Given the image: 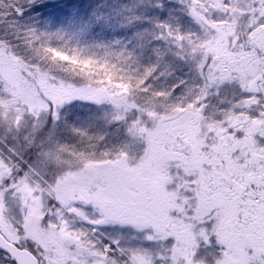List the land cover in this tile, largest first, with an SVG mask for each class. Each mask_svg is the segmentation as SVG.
Masks as SVG:
<instances>
[{
    "label": "snow or ice",
    "instance_id": "snow-or-ice-1",
    "mask_svg": "<svg viewBox=\"0 0 264 264\" xmlns=\"http://www.w3.org/2000/svg\"><path fill=\"white\" fill-rule=\"evenodd\" d=\"M33 3L0 0V264H264V0H180L197 27L159 23L153 63L90 53L139 82L127 96L32 58L69 41L22 21ZM78 99L106 131L69 125ZM62 128L101 163L45 164Z\"/></svg>",
    "mask_w": 264,
    "mask_h": 264
},
{
    "label": "trees",
    "instance_id": "trees-1",
    "mask_svg": "<svg viewBox=\"0 0 264 264\" xmlns=\"http://www.w3.org/2000/svg\"><path fill=\"white\" fill-rule=\"evenodd\" d=\"M66 1V2H65ZM100 2L98 4V11H108L109 3L113 0H95ZM116 6L120 10V16L122 19L114 24V27L107 25L105 21L102 23L97 21H90L92 29H89V36L95 38L97 41L95 46L89 47L88 50L74 49L72 48L73 42H67L65 45L57 47L41 46L32 53L33 58H38L43 65L45 63L51 66L56 63L55 73H75L77 75H83L95 82L102 84L113 83L114 87L121 86L124 92L130 94L139 89L140 84L134 80V77L130 75L125 69H123L119 63H104L103 61H97L94 59H88L90 53L95 52L100 56L104 55L106 49L121 50L125 49L132 52L138 61L141 63H153L157 59L156 49L163 48L166 45L156 44L153 42L156 30H158V24L164 22V20L170 19V24L176 25L181 21L183 13L175 9V5L163 1V0H114ZM43 4L40 9L31 13L29 22L27 24L32 25L34 21L45 19L47 12L53 9L58 11L60 8H77L70 0H59L55 3L51 0H40ZM94 3V2H93ZM86 0L80 2L79 8L84 10L85 15H89L92 11V4ZM64 5V6H63ZM112 7L113 3H112ZM155 9V13L153 12ZM62 9V11H63ZM180 10V9H179ZM61 11V12H62ZM37 13L39 15H37ZM99 13V12H98ZM108 14L113 15V12L108 11ZM180 14V15H179ZM170 17V18H169ZM180 17V18H178ZM187 21V20H186ZM90 24V26H91ZM105 25V26H102ZM102 27V28H100ZM155 45V46H154ZM156 48V49H155ZM156 50V51H155ZM159 51H164L163 49ZM87 59V61L85 60ZM83 61H85L83 63ZM166 64L171 66L177 72L178 67L181 65L175 63L176 60L170 54L165 57ZM83 63V65L81 64ZM82 66V68H80ZM82 70V71H80ZM167 81L160 82L161 85H165ZM79 108L70 109L71 112H77Z\"/></svg>",
    "mask_w": 264,
    "mask_h": 264
},
{
    "label": "rangeland",
    "instance_id": "rangeland-1",
    "mask_svg": "<svg viewBox=\"0 0 264 264\" xmlns=\"http://www.w3.org/2000/svg\"><path fill=\"white\" fill-rule=\"evenodd\" d=\"M52 2H56L59 0H51ZM74 6L76 5L77 8H60L58 11H55L53 9L49 10L45 16V19L36 20L33 22V26H36L40 28L41 30H48L51 32H57L63 35L66 40L69 39L74 44L72 45L74 49H81V50H88L89 47L95 46L96 40L95 38L89 36L87 33H89V29H92V24L90 21L94 20L102 23L105 21L108 23L110 27H114L115 23L118 21V19H122V17L119 15L120 10L115 4V1L113 0V6L112 3H109L110 7L107 8L108 11L113 12V15L108 14V11H105L102 13L98 11L97 7L100 2L95 0H86L88 3L90 2L92 4V11L89 15H85L83 12L84 10L79 8L80 2H83V0H70ZM166 2H169L177 7L175 9L181 13H183V18L179 23L176 25H173L174 28H179L181 31H188L191 29H195L197 26L195 25L194 21L187 15L186 10L184 6L180 3V0H163ZM66 2V1H65ZM43 4L40 3V0H35V3L31 4L25 13V16L22 18V21L24 23L29 22V17L31 16V13L34 11H37L42 7ZM64 6V5H63ZM63 9V11H62ZM180 9V10H179ZM62 11V12H61ZM155 9L153 8V12ZM99 12V13H98ZM155 13V12H154ZM156 14V13H155ZM37 15H39L37 13ZM180 15V14H179ZM170 18V17H169ZM180 18V17H178ZM187 20V21H186ZM165 23H169L170 19L164 20ZM91 24V26H90ZM105 26V25H102ZM102 28V27H100ZM159 29L156 30V35L159 33ZM153 42L156 44H162L166 45L167 42L164 40L159 39H153ZM154 45V46H155ZM89 46V47H84ZM168 45H166L163 48H159L156 50H166ZM155 50V51H156ZM158 52V51H157ZM33 58V57H32ZM85 60V59H84ZM87 61V59L85 60ZM83 61V63L85 62ZM83 63H81L83 65ZM177 64L181 65L177 60ZM41 66L45 68L46 71L49 73H55L54 68L56 66V63L54 62L53 65L48 66L46 63L43 65L41 63ZM82 68V66H80ZM179 70L183 69V66L178 67ZM82 71V70H80ZM182 71V70H181ZM108 89H116L117 95L127 96L130 95L128 92H124V88L122 90L121 86H113V83H107L103 84ZM79 108L77 112H71L70 109ZM159 107H163V105H159ZM100 111V107L96 105L92 101L78 99L72 102H69L65 108H64V116L70 117L71 119L68 121L69 125L75 126V127H81V128H89L92 132L100 133L106 131V129L96 121V116ZM107 131H111V129H107ZM62 132V147H56L53 149L48 150L44 154V160L43 162L45 164H51L55 165L58 169H79L81 166L84 168L94 167L101 163V160L98 158L97 154L92 150V145L96 143L95 138L89 139L88 137H80V136H73L69 135L68 132L64 131V129H61ZM125 232L130 233L132 231L131 228H115L113 226H101L99 228V233H102L103 236L102 239H107L108 237H115L119 234V232Z\"/></svg>",
    "mask_w": 264,
    "mask_h": 264
}]
</instances>
